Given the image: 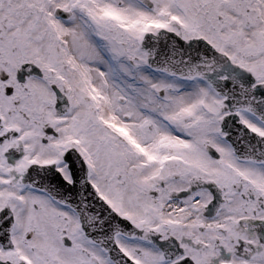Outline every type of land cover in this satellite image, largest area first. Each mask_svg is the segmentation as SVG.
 <instances>
[{
    "label": "snow or ice",
    "instance_id": "1",
    "mask_svg": "<svg viewBox=\"0 0 264 264\" xmlns=\"http://www.w3.org/2000/svg\"><path fill=\"white\" fill-rule=\"evenodd\" d=\"M0 264H264V0H0Z\"/></svg>",
    "mask_w": 264,
    "mask_h": 264
}]
</instances>
